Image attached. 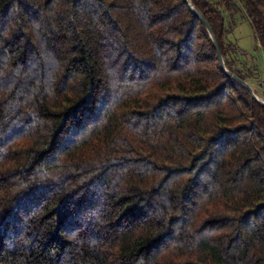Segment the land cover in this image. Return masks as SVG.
<instances>
[{"label": "trees", "instance_id": "16d2710c", "mask_svg": "<svg viewBox=\"0 0 264 264\" xmlns=\"http://www.w3.org/2000/svg\"><path fill=\"white\" fill-rule=\"evenodd\" d=\"M223 8L264 49V0ZM0 264H264V105L186 0H0Z\"/></svg>", "mask_w": 264, "mask_h": 264}, {"label": "rangeland", "instance_id": "374dc122", "mask_svg": "<svg viewBox=\"0 0 264 264\" xmlns=\"http://www.w3.org/2000/svg\"><path fill=\"white\" fill-rule=\"evenodd\" d=\"M218 2L219 0H212ZM225 25L227 29L226 40L235 45L233 55L239 66L252 69L254 76L251 80V86L256 94L263 98L264 90L258 84V73L262 65V47L257 42L255 30L245 15L239 11L229 12L224 10Z\"/></svg>", "mask_w": 264, "mask_h": 264}, {"label": "water", "instance_id": "95a60500", "mask_svg": "<svg viewBox=\"0 0 264 264\" xmlns=\"http://www.w3.org/2000/svg\"><path fill=\"white\" fill-rule=\"evenodd\" d=\"M189 4V7L190 9L192 10V12L194 14H196L200 19L201 21L206 25L208 31H209V34H210V37L212 39V41L214 42V45L217 49V56H218V62H219V65L220 67L231 77H233L234 79L238 80L239 82H241L242 84H244L248 90L250 91V93L252 94V96L257 100L259 101L262 105H264V99H262L261 97H259L256 92L254 91L253 87L251 86V84L249 82H246L244 80H241L239 79L235 74H233L226 66L225 64V61H224V58H223V55H222V52H221V49L219 47V44L217 42V39L215 38V35L213 33V30L209 24V22L207 21V19L205 18V16L203 15V13L193 4L191 3L189 0H186Z\"/></svg>", "mask_w": 264, "mask_h": 264}, {"label": "built area", "instance_id": "2783aa9c", "mask_svg": "<svg viewBox=\"0 0 264 264\" xmlns=\"http://www.w3.org/2000/svg\"><path fill=\"white\" fill-rule=\"evenodd\" d=\"M262 49V65H261V69L259 70V73H258V84L260 85L261 89L264 90V49ZM264 99V97L262 98Z\"/></svg>", "mask_w": 264, "mask_h": 264}]
</instances>
